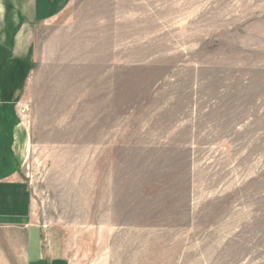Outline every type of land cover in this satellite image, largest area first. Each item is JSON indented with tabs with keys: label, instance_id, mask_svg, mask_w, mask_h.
Here are the masks:
<instances>
[{
	"label": "rangeland",
	"instance_id": "rangeland-1",
	"mask_svg": "<svg viewBox=\"0 0 264 264\" xmlns=\"http://www.w3.org/2000/svg\"><path fill=\"white\" fill-rule=\"evenodd\" d=\"M55 15L16 101L37 252L0 226V264H264V0Z\"/></svg>",
	"mask_w": 264,
	"mask_h": 264
},
{
	"label": "crops",
	"instance_id": "crops-1",
	"mask_svg": "<svg viewBox=\"0 0 264 264\" xmlns=\"http://www.w3.org/2000/svg\"><path fill=\"white\" fill-rule=\"evenodd\" d=\"M68 1L0 0V226L26 230L29 259L37 252L38 230L21 177L28 134L16 101L31 73L35 27L52 21Z\"/></svg>",
	"mask_w": 264,
	"mask_h": 264
}]
</instances>
